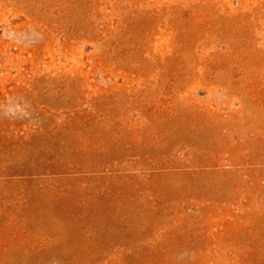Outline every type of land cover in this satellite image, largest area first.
<instances>
[{"label":"rangeland","instance_id":"374dc122","mask_svg":"<svg viewBox=\"0 0 264 264\" xmlns=\"http://www.w3.org/2000/svg\"><path fill=\"white\" fill-rule=\"evenodd\" d=\"M0 264H264V0H0Z\"/></svg>","mask_w":264,"mask_h":264}]
</instances>
